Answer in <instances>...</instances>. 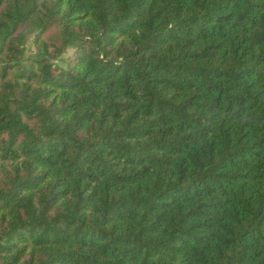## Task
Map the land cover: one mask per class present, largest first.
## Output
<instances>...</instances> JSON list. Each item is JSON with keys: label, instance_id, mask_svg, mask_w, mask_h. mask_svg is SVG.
<instances>
[{"label": "trees", "instance_id": "1", "mask_svg": "<svg viewBox=\"0 0 264 264\" xmlns=\"http://www.w3.org/2000/svg\"><path fill=\"white\" fill-rule=\"evenodd\" d=\"M0 264H264V0H0Z\"/></svg>", "mask_w": 264, "mask_h": 264}, {"label": "rangeland", "instance_id": "2", "mask_svg": "<svg viewBox=\"0 0 264 264\" xmlns=\"http://www.w3.org/2000/svg\"><path fill=\"white\" fill-rule=\"evenodd\" d=\"M35 31L36 30L34 28L33 29L30 28L29 31L26 34L25 57H28L30 55H34V53H35V48H34V44H33ZM72 52H73V48L72 47L67 48L61 56L53 59L52 61L57 66L65 67L66 66V59Z\"/></svg>", "mask_w": 264, "mask_h": 264}]
</instances>
